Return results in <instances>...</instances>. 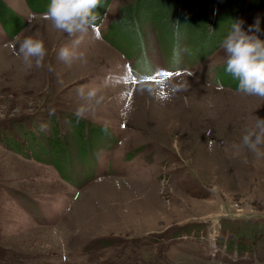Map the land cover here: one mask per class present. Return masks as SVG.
<instances>
[{
	"label": "rangeland",
	"instance_id": "374dc122",
	"mask_svg": "<svg viewBox=\"0 0 264 264\" xmlns=\"http://www.w3.org/2000/svg\"><path fill=\"white\" fill-rule=\"evenodd\" d=\"M5 1L25 24L10 37L0 20V264H264V146L242 144L264 98L225 89L196 52L192 68L166 58L154 76L133 73L96 25L65 63L73 37L27 0ZM133 1L114 0L110 16ZM246 13L264 40V8ZM25 36L44 42L42 67L15 54ZM82 86L96 97L81 130Z\"/></svg>",
	"mask_w": 264,
	"mask_h": 264
},
{
	"label": "clouds",
	"instance_id": "9594fccd",
	"mask_svg": "<svg viewBox=\"0 0 264 264\" xmlns=\"http://www.w3.org/2000/svg\"><path fill=\"white\" fill-rule=\"evenodd\" d=\"M99 5V0H51L44 17L52 21L53 26L73 37L70 45H64L59 49V59L65 63H71L74 59L83 57L78 51L84 36L92 28L98 19L93 10ZM244 21L237 20L232 23L227 35L221 41V48L226 54L225 71L238 81V91L249 96L264 98V40L260 39V18L257 17L248 29L243 28ZM16 55L22 56L23 62L32 67H42L46 56L44 42L33 36H25L18 41ZM53 69L49 65V71ZM170 91L175 92L181 88L179 84L169 83ZM78 95L86 103L76 111L77 118H83L88 110L89 103L96 97V90L85 91L82 86L77 90ZM150 91H154L151 90ZM161 101L170 97L159 95ZM211 145V141H208ZM242 144L249 150L256 152L260 146H264V119L256 117L255 125L247 129L242 136Z\"/></svg>",
	"mask_w": 264,
	"mask_h": 264
},
{
	"label": "trees",
	"instance_id": "16d2710c",
	"mask_svg": "<svg viewBox=\"0 0 264 264\" xmlns=\"http://www.w3.org/2000/svg\"><path fill=\"white\" fill-rule=\"evenodd\" d=\"M110 0H99V5H97L96 10L102 9L106 3ZM171 2V3H170ZM27 3L31 9L35 12L47 11L51 0H27ZM135 13L136 16L153 17L157 13L158 9L164 7L175 8L177 15V24L179 26L180 35L177 41L178 43V54L184 52V48L188 47V37L187 43H184L182 37L191 33L192 30L195 31V36L198 38L196 43H199L191 51L192 54L196 52V56L199 59L206 57L213 49L220 46L222 39L229 32L233 22L241 20L243 15L253 9L264 8V0H135ZM123 13L121 17L114 23L116 32L120 31L124 36V39H128L130 43L133 42V35L138 29V20L136 16L132 14L125 13V7L123 8ZM127 12V11H126ZM11 15L14 16L15 12L7 4L5 0H0V20L5 21L6 29L9 32L10 37H14L23 28L25 21L18 20L17 24L11 23ZM3 18V20L1 19ZM16 21V20H14ZM12 26V27H11ZM107 37V36H106ZM110 39L109 37H107ZM177 40V39H176ZM207 42V43H205ZM183 43L185 44L183 46ZM205 43V44H204ZM182 44V47L180 45ZM198 59V60H199ZM225 62L215 64L213 68L217 71L215 74L217 78H221V82L224 85H230L235 89H238V81L232 84V76L225 71ZM150 72H148L149 74ZM153 75L157 72L151 71ZM202 76V74H200ZM203 77V76H202ZM77 118V116H75ZM78 119V118H77ZM83 118H79L76 122L78 128L84 129L82 126ZM90 131L94 128H98V125L90 122ZM82 133L84 131H81ZM113 139L110 141V145ZM142 146L135 147L126 153V159L133 158L138 155L142 150Z\"/></svg>",
	"mask_w": 264,
	"mask_h": 264
},
{
	"label": "crops",
	"instance_id": "0c3cea01",
	"mask_svg": "<svg viewBox=\"0 0 264 264\" xmlns=\"http://www.w3.org/2000/svg\"><path fill=\"white\" fill-rule=\"evenodd\" d=\"M175 1V0H171ZM114 0H110L108 3L104 5V7L99 10H96V8L93 10L95 13H97L98 19L94 23L99 28L100 35L102 36L105 43L108 44L110 47V51L117 52L120 56L123 58H126L129 60L130 64L133 65V63H138L139 68L141 71H139L136 67L133 66V70L131 72L139 73L142 76L148 75V72L153 71L157 72L158 74L165 66L166 58H170V60L173 59L175 62H181L184 64V67L186 70V63L193 67L192 65V50L199 44L194 43L192 46L191 44L186 48H184V52L182 54H178V33L180 35V30L178 29L179 26L177 24V15L178 12H175V8L172 7H164L162 9H158L157 13L154 14L153 17H145L141 14L136 16L135 13V0L133 2H126L124 4H121L119 6V10L114 14V16H110V11L115 8L114 7ZM122 7H125V13L126 14H132L136 16L135 18L138 20V29L135 32V35H133V42L130 43L128 39H124L123 34L120 31L115 30L114 23L121 17L123 10ZM127 11V12H126ZM245 13L244 15H246ZM244 15L242 18H244ZM244 20V19H241ZM149 25V26H148ZM151 27H153V34L151 37L156 38L157 40V47L150 49V45L148 42V36L151 32ZM150 29V30H149ZM146 31L149 33L147 34ZM110 34H113V39L108 36ZM110 39H108L107 37ZM190 39V35H184L183 40L184 43H187V38ZM177 39V40H176ZM199 42V41H196ZM183 43V46L185 45ZM207 43V42H205ZM204 43V44H205ZM154 45V44H153ZM200 45V44H199ZM182 47V44L179 48ZM189 51V52H188ZM209 54L213 55V59L210 61H204L210 58V55L208 54L206 57L201 58L197 60L198 63L196 65L200 64H218L225 62L226 57L222 59L221 61L214 60V57H217L220 55L221 57L226 56L224 50L221 48V46L217 47L216 49H213L212 51H209ZM167 56L165 57V55ZM215 54V55H214ZM211 55V56H212ZM180 56V57H179ZM155 57H157L159 60L156 61ZM168 61V62H169ZM207 62V63H206ZM145 67L147 68V71H145ZM138 74V75H139ZM154 76V75H153ZM226 87L225 89H230L231 86H223ZM235 89V88H234ZM237 90V89H236ZM236 92V91H233ZM248 96V95H247ZM223 112H225L223 110ZM222 119V118H221ZM219 119L218 122H221L222 120Z\"/></svg>",
	"mask_w": 264,
	"mask_h": 264
},
{
	"label": "snow or ice",
	"instance_id": "6c2138e0",
	"mask_svg": "<svg viewBox=\"0 0 264 264\" xmlns=\"http://www.w3.org/2000/svg\"><path fill=\"white\" fill-rule=\"evenodd\" d=\"M170 75V74H169Z\"/></svg>",
	"mask_w": 264,
	"mask_h": 264
}]
</instances>
